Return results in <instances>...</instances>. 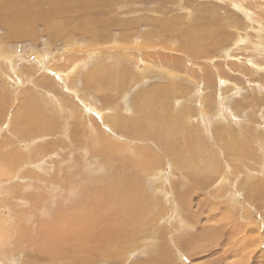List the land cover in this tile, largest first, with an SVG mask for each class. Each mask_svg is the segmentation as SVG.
<instances>
[{
    "label": "rangeland",
    "instance_id": "obj_1",
    "mask_svg": "<svg viewBox=\"0 0 264 264\" xmlns=\"http://www.w3.org/2000/svg\"><path fill=\"white\" fill-rule=\"evenodd\" d=\"M16 1L24 28L0 8V264H264V0ZM150 94L180 137L131 125ZM118 183L129 214L107 199ZM88 206L98 227L58 231Z\"/></svg>",
    "mask_w": 264,
    "mask_h": 264
},
{
    "label": "bare ground",
    "instance_id": "obj_2",
    "mask_svg": "<svg viewBox=\"0 0 264 264\" xmlns=\"http://www.w3.org/2000/svg\"><path fill=\"white\" fill-rule=\"evenodd\" d=\"M25 0H22V2H24ZM20 2V1H19ZM19 2H17L16 0H8V2L7 3H5L4 1H1L0 2V8H3L4 6H7L8 7V9L9 8H12V16L10 17V19H8V23H12V25H14L16 28H18V29H21V28H24V26L28 23V7L30 6V2H28V1H25L24 3H19ZM79 6V5H78ZM11 11V10H10ZM245 13V12H244ZM7 23V22H6ZM12 32V31H11ZM22 33V32H21ZM23 34V33H22ZM125 72L121 69V67H116V68H114V67H111V68H103V67H100V66H98V67H96L94 70H93V72H92V74H91V76L94 78V80L95 79H98V80H100V81H104V82H108V81H111V80H113V81H115V80H117V78H124L125 76H126V74H124ZM125 75V76H124ZM90 76V77H91ZM92 80V79H91ZM96 81V80H95ZM118 83V82H117ZM111 84V83H110ZM113 86H114V84H113ZM152 91V90H151ZM158 98L160 99V95H158V96H155L154 94H150L147 98H146V103H147V105H148V107H151V110L150 111H148V112H143V113H141L140 115H139V117L137 118V119H135L134 120V123H131V125L133 126V127H137V128H139V130L141 131H145L146 129H148V128H150V127H153V126H159V127H161V130L159 129L158 131H159V134L160 135H162V136H165L167 139H171V138H177V137H180L181 135H179L180 134V131L179 130H176V127H169L168 125H166V124H161L162 123V121H161V116H160V112H158L159 110H160V106H158L159 104H158ZM142 99V98H141ZM25 106V105H24ZM154 106H156V107H154ZM30 108H31V106H30ZM169 109V108H168ZM172 110V109H171ZM170 112V111H169ZM169 114V113H168ZM112 115V114H111ZM118 115V114H117ZM162 115V114H161ZM172 115V114H171ZM172 118H173V116H172ZM119 119V118H118ZM20 121V120H19ZM112 121V120H111ZM124 121V120H123ZM128 122V121H127ZM109 123V122H108ZM115 123V122H114ZM119 126V125H118ZM128 126V125H127ZM22 131V130H21ZM222 131H224V130H222ZM227 133V132H226ZM231 134V133H230ZM186 135V134H185ZM222 136H224V135H222ZM138 137V136H137ZM189 137V136H188ZM187 138V137H186ZM222 138H224V137H222ZM183 140V139H182ZM192 140V139H191ZM228 140H229V138H228ZM172 141V140H171ZM184 141V140H183ZM222 141H227V140H223L222 139ZM170 142V141H169ZM226 143V142H225ZM230 143V142H229ZM225 145H227V144H225ZM233 145V144H232ZM229 147V146H228ZM225 148H226V146H225ZM228 149V148H227ZM174 156V155H173ZM189 156H185L184 157V160H182V162H181V164L183 165V166H186V167H189V166H191L192 165V159H191V157L190 158H188ZM182 158H183V155H182ZM3 167V166H2ZM8 169V168H7ZM4 171V170H3ZM118 175V174H117ZM117 175H115V176H117ZM121 176V175H120ZM117 178V177H116ZM122 180V179H121ZM125 181H127V180H125ZM134 181V180H133ZM128 183V182H127ZM132 183V182H131ZM124 184V183H123ZM130 185V184H129ZM125 186V185H124ZM136 186H138V185H136ZM110 187H111V185H110ZM132 187V186H131ZM134 187V186H133ZM124 187H123V185H122V183H118V184H114V186H113V191L112 192H110L108 195H107V199H109V200H112V204H114V205H118L120 208H122L123 209V212L125 213V214H129V212H130V209L134 206V203H135V201H136V199L133 197V195L131 194V193H129L127 190H122ZM128 188V187H127ZM125 189V188H124ZM110 190H112V188L110 189ZM135 190H137L136 188H135ZM139 190V189H138ZM137 190V191H138ZM132 191H133V189H132ZM147 197V196H146ZM99 201H101V200H99ZM141 202V201H140ZM100 203V202H99ZM146 203V202H145ZM153 203V202H152ZM95 204V203H94ZM103 204H104V202H103ZM107 204H108V202H107ZM106 204V205H107ZM95 205H97V204H95ZM94 205V206H95ZM99 206V205H98ZM113 206V205H112ZM107 207H108V205H107ZM117 207V206H116ZM94 208V207H93ZM97 208V207H96ZM141 208V207H140ZM88 209H90L89 208V206H88ZM88 209H86V207L84 208V210H86V212H80V213H82L81 214V216H76V217H72V218H70V217H68L70 220H71V223H69L66 227H60V228H58V231H60V232H63V231H67V234H71L72 235V229L74 228V227H71V225L70 224H73L74 222L75 223H78L80 226H82L83 225V227H84V225H85V227H89V226H96L98 223H99V221L97 222L95 219H93V217H92V213L93 214H95V212L96 211H94L95 209H90L91 211H89ZM129 209V210H128ZM99 210H101V209H99ZM107 210V209H106ZM111 210V209H110ZM119 210V209H118ZM138 211V210H137ZM141 211V210H140ZM127 212V213H126ZM142 212V211H141ZM135 213H137L136 211H135ZM97 214V216L99 215L98 213H96ZM78 215V214H77ZM120 215V214H119ZM143 215V214H142ZM95 216V215H94ZM97 216H96V218H97ZM82 217V218H81ZM102 217V216H101ZM113 217V216H112ZM137 217V216H136ZM98 218H100V217H98ZM104 218V217H103ZM109 217H107L106 219H108ZM117 218V217H116ZM133 218V217H132ZM111 219H113V218H111ZM110 219V220H111ZM101 220V219H100ZM129 220V219H128ZM132 220V219H131ZM139 220V219H138ZM74 221V222H73ZM107 221H109V220H107ZM121 222V221H120ZM128 222V221H127ZM136 222H137V220H136ZM142 222V221H141ZM59 223V222H58ZM92 223H94L93 225H92ZM95 223H96V225H95ZM113 223V222H112ZM115 223V222H114ZM101 224H102V222H101ZM119 224V223H118ZM129 224H131V223H129ZM73 225H75V224H73ZM115 225H116V223H115ZM117 226V225H116ZM118 226H120V225H118ZM77 227H78V225H77ZM96 227H98V225L96 226ZM107 227V226H106ZM102 228H104V227H102ZM121 228V227H120ZM124 228V227H123ZM122 228V229H123ZM126 228V227H125ZM79 229V228H78ZM109 229V228H108ZM113 229V228H112ZM79 230H81V229H79ZM99 230V229H98ZM106 230V229H105ZM110 230V229H109ZM101 231V230H100ZM112 231V230H111ZM115 231V230H114ZM113 231V232H114ZM91 232V231H90ZM89 232V233H90ZM99 232V231H98ZM89 233H88V235H89ZM97 233V232H96ZM91 234V233H90ZM99 234V233H98ZM101 234V233H100ZM106 234V233H105ZM117 234H118V232H117ZM123 234V233H122ZM94 235V234H93ZM119 235V234H118ZM106 236V235H105ZM120 236V235H119ZM124 236H125V234H124ZM53 237V236H52ZM59 237V236H58ZM122 237V236H121ZM127 237V236H126ZM44 238V237H43ZM51 238V237H50ZM101 238V237H100ZM52 239V241L53 242H51L52 244L54 243V242H56V241H58V239L57 240H55L56 238H51ZM76 240H78V239H80V237H78V238H75ZM87 239V238H86ZM61 240V239H60ZM81 240V239H80ZM95 240V239H94ZM121 240V239H120ZM48 241V240H47ZM65 241V240H64ZM97 241H98V239H97ZM67 242H68V240H67ZM102 242V241H101ZM114 242V241H113ZM50 243V244H51ZM76 243V242H75ZM86 243V242H85ZM92 243V242H91ZM103 243V242H102ZM122 243V242H121ZM48 244V243H47ZM80 244V243H79ZM120 244V243H119ZM75 245V244H74ZM105 245V244H104ZM125 245H127V244H125ZM129 245V244H128ZM128 245H127V247H128ZM132 245V244H131ZM41 246H42V244H41ZM44 246V245H43ZM81 246H82V244H81ZM79 247V248H81L82 249V247ZM97 246V245H96ZM108 246H110V245H108ZM118 246V245H117ZM55 247V246H54ZM101 247V246H100ZM87 248V247H86ZM117 248V247H116ZM120 248V247H119ZM48 249V248H47ZM76 249V248H75ZM99 249V248H98ZM97 249V250H98ZM108 249V248H107ZM128 249V248H127ZM73 250V249H72ZM71 250V251H72ZM85 250V249H84ZM89 250H91L92 251V249H89ZM102 251H103V249H101ZM78 251V250H77ZM100 251V250H99ZM106 251V250H105ZM122 251H123V249H122ZM121 251V252H122ZM50 252V251H49ZM52 252V251H51ZM84 252V251H83ZM96 252V251H95ZM101 252V251H100ZM111 252H112V250H111ZM110 252V253H111ZM127 252V251H126ZM130 252V251H129ZM101 253H103V252H101ZM100 253V254H101ZM109 253V252H108ZM109 253V254H110ZM116 253V252H115ZM122 254V253H121ZM124 254V253H123ZM74 256H75V254H73ZM81 255V254H80ZM87 255V254H86ZM114 255V254H113ZM112 255V256H113ZM92 256V255H91ZM97 256V255H96ZM46 257H47V255H46ZM51 257H53V255L51 256ZM80 257V256H79ZM95 257V256H94ZM87 258V257H86ZM90 258V257H89ZM48 259V258H47ZM88 259V258H87ZM93 260V259H92ZM49 261V260H48ZM51 261V260H50Z\"/></svg>",
    "mask_w": 264,
    "mask_h": 264
}]
</instances>
